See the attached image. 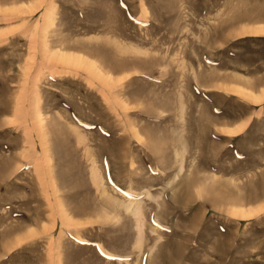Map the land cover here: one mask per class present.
I'll return each mask as SVG.
<instances>
[{
    "label": "rangeland",
    "instance_id": "rangeland-1",
    "mask_svg": "<svg viewBox=\"0 0 264 264\" xmlns=\"http://www.w3.org/2000/svg\"><path fill=\"white\" fill-rule=\"evenodd\" d=\"M0 264H264V0H0Z\"/></svg>",
    "mask_w": 264,
    "mask_h": 264
},
{
    "label": "bare ground",
    "instance_id": "bare-ground-1",
    "mask_svg": "<svg viewBox=\"0 0 264 264\" xmlns=\"http://www.w3.org/2000/svg\"><path fill=\"white\" fill-rule=\"evenodd\" d=\"M79 57H81L80 55H78V58H76V59H73L72 57H71V54H62V55H59V56H57L56 57V61L55 62H60V64H66V65H83L84 66V64H87L86 62H83V58H79ZM88 65V64H87ZM89 67H90V69H93V67L92 66H90V65H88ZM78 67V66H77ZM95 67V66H94ZM95 69V68H94ZM99 72V71H98ZM95 73V72H94ZM253 101H255V102H259V101H261V99L260 100H253ZM235 132V131H234ZM94 178H95V180H96V175L94 176ZM134 207V206H133ZM133 207H132V209H133ZM129 209V208H128ZM135 210V211H134ZM133 211L135 212V213H138V207L136 208V209H134ZM138 215V214H137Z\"/></svg>",
    "mask_w": 264,
    "mask_h": 264
}]
</instances>
